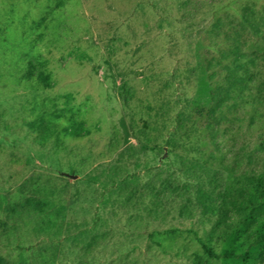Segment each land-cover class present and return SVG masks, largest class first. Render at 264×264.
<instances>
[{
	"label": "rangeland",
	"instance_id": "374dc122",
	"mask_svg": "<svg viewBox=\"0 0 264 264\" xmlns=\"http://www.w3.org/2000/svg\"><path fill=\"white\" fill-rule=\"evenodd\" d=\"M210 64L250 83L172 150ZM88 203L137 208L64 234ZM0 264H264V0H0Z\"/></svg>",
	"mask_w": 264,
	"mask_h": 264
},
{
	"label": "trees",
	"instance_id": "16d2710c",
	"mask_svg": "<svg viewBox=\"0 0 264 264\" xmlns=\"http://www.w3.org/2000/svg\"><path fill=\"white\" fill-rule=\"evenodd\" d=\"M206 72L208 73V81L206 85L210 90V100L207 102L204 101L202 98L204 92H201L199 89L193 97L189 98V102L184 104L183 107H181V109L179 110V112L174 115V117H172L171 115V123H173V126H171V140L166 142V146L171 147L172 150H174L176 147L175 140L178 134H188L189 132L195 134H208L211 139V144L217 147V138L219 135L217 127L222 124V118L226 112L230 113L232 109H237L238 100L236 95L242 94L250 83V78L248 77L244 79V82L236 81V69H227L225 73V76L227 77L226 81L225 79L219 80L216 78L217 76H219L218 71L211 64L207 66ZM190 86L194 87L195 85L193 83H190ZM128 94L129 91L125 88V86H122V97L125 104H128L131 99L130 97H128ZM183 101L184 100L180 101V104ZM229 102H233V104L225 105ZM196 108L201 111H196ZM147 139H149L148 141H150V138ZM138 150L139 149H137V147L135 146H129L126 153H129V155L133 158H139L140 153ZM115 173H117V175L119 174V167L115 168ZM124 183L125 182H123L122 184ZM101 188H103V190L106 189L104 185L101 186ZM118 189L119 191H121L123 187L120 186ZM233 203L236 204L235 202ZM73 206H115L121 208H137L135 206L106 205L97 203H88L85 205L74 204ZM44 225L47 224L42 223V226ZM197 240L205 254L208 255L210 258L224 260H241L244 263L248 262V254L240 255L232 250H228L224 254H217L205 241L198 237Z\"/></svg>",
	"mask_w": 264,
	"mask_h": 264
},
{
	"label": "crops",
	"instance_id": "0c3cea01",
	"mask_svg": "<svg viewBox=\"0 0 264 264\" xmlns=\"http://www.w3.org/2000/svg\"><path fill=\"white\" fill-rule=\"evenodd\" d=\"M65 209H68L67 212L71 213H83L89 212L95 215L89 216H80V217H73L70 225L72 227L65 228L64 234L69 233L71 236H88L93 237L102 233L103 226L106 225L107 221L114 220V216H105V215H98L100 213H115L120 212L125 208L115 207V206H87V207H80V206H66ZM79 209H89V210H79ZM60 213V211H58ZM78 225V227H74ZM86 226V227H82ZM95 226V227H93Z\"/></svg>",
	"mask_w": 264,
	"mask_h": 264
},
{
	"label": "water",
	"instance_id": "95a60500",
	"mask_svg": "<svg viewBox=\"0 0 264 264\" xmlns=\"http://www.w3.org/2000/svg\"><path fill=\"white\" fill-rule=\"evenodd\" d=\"M65 176L67 177H71L72 179H76L77 177L76 176H71V175H68V174H64Z\"/></svg>",
	"mask_w": 264,
	"mask_h": 264
}]
</instances>
